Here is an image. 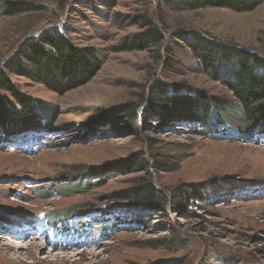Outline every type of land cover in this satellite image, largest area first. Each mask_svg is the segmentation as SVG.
<instances>
[{
    "label": "rangeland",
    "instance_id": "1",
    "mask_svg": "<svg viewBox=\"0 0 264 264\" xmlns=\"http://www.w3.org/2000/svg\"><path fill=\"white\" fill-rule=\"evenodd\" d=\"M5 2L34 9L8 16ZM190 3L0 0V70L19 50L52 31L78 48L94 50L100 62L87 84L62 95L9 75L35 108L43 105L58 116L53 131L40 137L0 140V264H264V133L245 138L224 132V126L247 125L220 81H237L234 66L211 77L187 47V33L195 32L251 61H264V0L248 12ZM140 16L156 25L162 44L115 51L144 32ZM163 94L203 95L230 109L216 118L217 129L165 125L153 113L164 106L174 111ZM0 98L10 118L18 120L20 110L9 93L0 91ZM120 107L135 119L122 115L115 124L107 121L108 112ZM132 159L145 160L147 168L123 169L122 163ZM99 168L103 172L96 174ZM147 183L169 196L163 211L121 196ZM201 185L212 191L203 201L194 197ZM179 189L184 200L175 201ZM43 215L68 219L76 228L82 227L80 218L90 225L80 232L91 236L93 245L82 249L70 241L52 251L45 230L43 238L27 231L28 223ZM7 235L23 240L9 243Z\"/></svg>",
    "mask_w": 264,
    "mask_h": 264
},
{
    "label": "trees",
    "instance_id": "2",
    "mask_svg": "<svg viewBox=\"0 0 264 264\" xmlns=\"http://www.w3.org/2000/svg\"><path fill=\"white\" fill-rule=\"evenodd\" d=\"M189 1L191 2L189 6L192 7L194 5L193 0ZM260 1L263 0H200V5L202 7H222L235 12H248L252 11ZM33 9L34 7L29 4L12 2H5L3 6V12L8 16L31 12ZM138 21L145 28L144 32L132 40H125L121 47L115 51L142 50V48L147 47L148 43L158 46L162 44V33L148 16H140ZM168 36L170 37V35ZM187 36L190 39L187 47L192 60L205 73H210L211 77H215L220 68L234 66L237 81L229 82L227 79H221L220 81L225 84L231 95L236 99L239 104L241 120L247 122V125L243 129H239L224 121L229 125L224 126L226 127L224 132H236L237 135L245 138H250L252 134L257 132L264 133V61L257 58L251 61V58L242 56L233 47L224 44L219 45L218 42L206 39L199 33L188 32ZM175 39H179V37ZM180 39L184 41V39ZM99 68L100 62L94 50L78 48L67 37L55 31L50 34L43 33L35 42L27 44L18 51L14 61L5 63L0 70V91L9 93L20 110V118L18 120L11 119L9 110L0 98V140L7 141L19 136L39 135L40 132L49 133L53 131V123L56 116H58L57 114L54 116L51 109L43 105H37L35 108L33 102L16 89L15 84L9 79L10 74L25 77L50 91L62 95L87 84ZM160 91L165 92L164 90ZM162 100L167 107L174 108V111L169 112L164 106L162 110L153 112L157 115L158 121L165 125L198 124L200 128L205 130L217 129L216 118H220L225 113L228 114V109H230L228 104H219L216 99L212 100L203 95H164ZM113 110L108 114L106 112L107 116L105 114V118L107 121L114 122V124L122 115H127L125 118L130 117V120L135 119L134 115L128 114V109L125 107ZM210 113L213 115L212 121L207 120ZM216 131L219 132L220 130ZM137 166L144 171L147 168V162L132 159L122 163L123 169H129L130 167L132 169ZM102 172L103 169H96V174ZM200 188L202 190H194V197L196 200L202 199L203 201L204 195L212 193V191L202 185ZM123 195L138 206L145 205V207H153L152 209L158 211H163L165 205L170 201L169 196L156 190L150 183L135 187L121 194V196ZM174 196L175 201L184 200V193L180 189ZM165 263L157 262L156 264Z\"/></svg>",
    "mask_w": 264,
    "mask_h": 264
},
{
    "label": "bare ground",
    "instance_id": "3",
    "mask_svg": "<svg viewBox=\"0 0 264 264\" xmlns=\"http://www.w3.org/2000/svg\"><path fill=\"white\" fill-rule=\"evenodd\" d=\"M32 137H34L35 135H31ZM31 136H29V137H31ZM30 236H34V234H32V235H30ZM34 240V239H33ZM6 242H9V243H14V241L15 240H13V239H11V238H7L6 240H5ZM18 243H19V241H17ZM22 246H20V245H18V246H16L17 248H21V247H23L24 246V244H21ZM53 250H55V249H52V251Z\"/></svg>",
    "mask_w": 264,
    "mask_h": 264
},
{
    "label": "built area",
    "instance_id": "4",
    "mask_svg": "<svg viewBox=\"0 0 264 264\" xmlns=\"http://www.w3.org/2000/svg\"><path fill=\"white\" fill-rule=\"evenodd\" d=\"M263 138H264V137H263ZM253 141H255V139H254Z\"/></svg>",
    "mask_w": 264,
    "mask_h": 264
}]
</instances>
